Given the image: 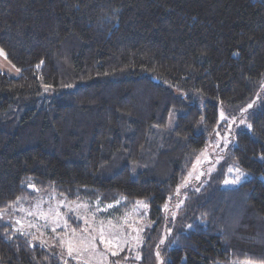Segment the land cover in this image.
Here are the masks:
<instances>
[{
    "label": "trees",
    "instance_id": "1",
    "mask_svg": "<svg viewBox=\"0 0 264 264\" xmlns=\"http://www.w3.org/2000/svg\"><path fill=\"white\" fill-rule=\"evenodd\" d=\"M0 49V210L144 200L161 264H264V0H0ZM0 264L62 263L0 220Z\"/></svg>",
    "mask_w": 264,
    "mask_h": 264
},
{
    "label": "rangeland",
    "instance_id": "2",
    "mask_svg": "<svg viewBox=\"0 0 264 264\" xmlns=\"http://www.w3.org/2000/svg\"><path fill=\"white\" fill-rule=\"evenodd\" d=\"M0 70L11 76L18 74L1 49ZM223 109L222 116L225 115ZM237 125V122L231 123V127ZM213 152L214 147L207 146L201 152V162H209ZM207 165L205 171L208 174L212 166ZM201 173V168H189L179 180V185ZM248 175L231 167L220 185L237 186ZM29 189L35 192L0 210V220L9 223L15 231L28 234L33 244L52 251L62 264H142L146 253H151V262L146 258V264H161L162 257L156 244L161 242L167 226L163 222L159 225L158 234L154 233L155 222L149 217L146 201L137 200L130 208H120L115 213L110 212L117 205L115 202L99 206L85 199H60L54 194L37 193L33 185ZM173 206L168 213L176 222L180 218L181 205Z\"/></svg>",
    "mask_w": 264,
    "mask_h": 264
}]
</instances>
